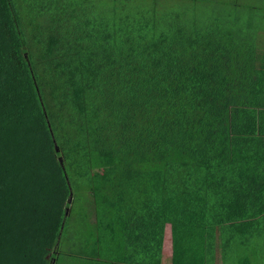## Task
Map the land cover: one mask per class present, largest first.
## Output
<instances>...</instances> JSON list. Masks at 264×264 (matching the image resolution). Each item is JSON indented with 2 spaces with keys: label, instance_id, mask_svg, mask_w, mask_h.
Instances as JSON below:
<instances>
[{
  "label": "trees",
  "instance_id": "obj_1",
  "mask_svg": "<svg viewBox=\"0 0 264 264\" xmlns=\"http://www.w3.org/2000/svg\"><path fill=\"white\" fill-rule=\"evenodd\" d=\"M168 224L264 264V0H0V264H163Z\"/></svg>",
  "mask_w": 264,
  "mask_h": 264
},
{
  "label": "rangeland",
  "instance_id": "obj_2",
  "mask_svg": "<svg viewBox=\"0 0 264 264\" xmlns=\"http://www.w3.org/2000/svg\"><path fill=\"white\" fill-rule=\"evenodd\" d=\"M94 174H109L111 173L108 169H94ZM166 242L164 246V261L163 264H172L171 262V229L170 224L167 226L166 230ZM58 251V249L56 250ZM65 253H69L70 255H65ZM63 254V255H62ZM62 254H59V260L57 264H114L112 262L106 261V262H98L95 260H85V258H80L78 256L73 255V253H70L69 250L66 248Z\"/></svg>",
  "mask_w": 264,
  "mask_h": 264
},
{
  "label": "crops",
  "instance_id": "obj_3",
  "mask_svg": "<svg viewBox=\"0 0 264 264\" xmlns=\"http://www.w3.org/2000/svg\"><path fill=\"white\" fill-rule=\"evenodd\" d=\"M168 226V225H167ZM171 229V228H170ZM166 230H167V228H166ZM166 237H167V235H166ZM166 237H165V242H166ZM164 246H165V243H164ZM172 247V246H171Z\"/></svg>",
  "mask_w": 264,
  "mask_h": 264
}]
</instances>
